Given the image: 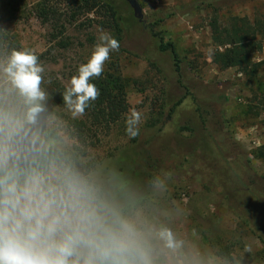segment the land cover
Listing matches in <instances>:
<instances>
[{
	"label": "rangeland",
	"instance_id": "obj_1",
	"mask_svg": "<svg viewBox=\"0 0 264 264\" xmlns=\"http://www.w3.org/2000/svg\"><path fill=\"white\" fill-rule=\"evenodd\" d=\"M40 1L25 0L24 9L3 28L18 37L22 49L40 57L45 68L41 89L52 79L70 86L102 32L120 38L119 51L110 53L104 68L112 63L120 67L130 109L84 161L93 166L96 193L102 190L103 200L142 232L152 264H264V235L248 224L231 195L234 185L229 178L233 164L264 177V47L253 56L262 68L249 78L238 69L221 70L213 62L208 25L213 11L198 6L201 0H138L142 20L125 0H115L128 23L120 34L100 28L97 22L102 18L91 15L93 23L84 17L64 22V37L59 28L38 18L33 8ZM212 2L223 16L264 17V0ZM144 24H156L194 74L227 91L224 130L235 142L227 150L209 132L211 108L187 95L171 52L159 51L158 39ZM63 38L71 43L67 49L59 47ZM31 107L1 71L0 154L9 157V165L75 144L66 133V118L73 117L69 110L40 121L37 112L30 114ZM133 108L142 117L135 138L126 133V118ZM64 173L53 164L45 175L57 183L55 177ZM163 228L173 233L179 247L167 248L159 239ZM245 246L252 251L245 253ZM224 250L226 257L220 255Z\"/></svg>",
	"mask_w": 264,
	"mask_h": 264
},
{
	"label": "clouds",
	"instance_id": "obj_2",
	"mask_svg": "<svg viewBox=\"0 0 264 264\" xmlns=\"http://www.w3.org/2000/svg\"><path fill=\"white\" fill-rule=\"evenodd\" d=\"M119 47L115 38L102 32L87 63L71 77L61 95L73 117H82L99 97L90 81L102 75L110 53ZM0 70L32 105L30 114L38 112L37 102L45 99V68L39 57L26 48L13 50ZM141 118L135 108L130 110L129 137L139 134ZM55 179L57 183L36 168L9 165V157L0 154V264H152L136 223L100 199L76 174L66 172ZM158 236L167 248L179 247L169 229H161ZM251 251L244 247L245 253Z\"/></svg>",
	"mask_w": 264,
	"mask_h": 264
},
{
	"label": "trees",
	"instance_id": "obj_3",
	"mask_svg": "<svg viewBox=\"0 0 264 264\" xmlns=\"http://www.w3.org/2000/svg\"><path fill=\"white\" fill-rule=\"evenodd\" d=\"M115 0H41L34 12L45 24L59 28L61 36H65L67 28L64 24L79 22L83 17L91 23L101 17L97 26L102 29L121 33L127 28V19L122 17ZM212 0L199 1L200 7L213 11L209 20L212 44L215 47L213 62L221 70L238 69L249 78H255L262 68V62L254 61V54L264 47V17H241L238 15L223 16ZM25 7V0H0V66L6 65L13 50H22L18 37L3 28L16 14ZM63 21V23H62ZM145 23V22H143ZM144 26L150 29L152 36L159 41L161 53L171 52L179 84L192 96L199 105H206L213 113V123L209 130L211 136L222 150L235 144L231 135L225 131L224 110L228 101L227 91L218 84L206 83L193 73L189 64L182 62L175 45L168 42L166 35L157 31L156 24ZM120 38H116L119 42ZM71 46L68 38L59 42V47L67 49ZM41 57H44L42 55ZM40 60V57H39ZM2 70H0L1 72ZM100 91L99 97L90 103L82 117H67L66 133L75 142L72 149L57 151L50 149L39 157L15 162L21 169L36 168L46 174L53 164L59 165L65 172L83 175L91 185L93 166L84 160L89 152L101 143L103 136H108L117 123L130 109L127 101L126 81L117 64L104 68L99 78L90 81ZM66 89L58 79L45 81L42 90L45 99L38 101L40 110L37 112L40 121L59 116L60 110H68L62 99ZM183 130H189L186 127ZM229 174L234 185L232 197L243 208L250 226L262 231L264 235V177L252 172L246 166L232 165ZM103 200V191L97 193ZM262 236V234H261ZM220 255L226 257V250Z\"/></svg>",
	"mask_w": 264,
	"mask_h": 264
},
{
	"label": "water",
	"instance_id": "obj_4",
	"mask_svg": "<svg viewBox=\"0 0 264 264\" xmlns=\"http://www.w3.org/2000/svg\"><path fill=\"white\" fill-rule=\"evenodd\" d=\"M125 1L133 9L135 17L140 19V20H142V18H143V9H142L139 1L138 0H125Z\"/></svg>",
	"mask_w": 264,
	"mask_h": 264
}]
</instances>
